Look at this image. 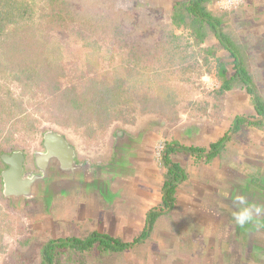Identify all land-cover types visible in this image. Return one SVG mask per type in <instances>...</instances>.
Returning <instances> with one entry per match:
<instances>
[{
  "label": "rangeland",
  "instance_id": "rangeland-1",
  "mask_svg": "<svg viewBox=\"0 0 264 264\" xmlns=\"http://www.w3.org/2000/svg\"><path fill=\"white\" fill-rule=\"evenodd\" d=\"M159 1L72 0L77 16L70 30H45L33 36L41 42L44 41L43 47L46 45L48 50L43 47L39 50V45L36 44V50L28 52L33 47V37L29 34L32 28L27 30L28 27H22L20 33H23L24 41L29 45L21 53L17 52L14 60L7 59L1 52L0 98L6 101L8 107L0 106V149L5 153H24L25 176L31 177L38 171L42 174L40 162L37 160L41 161V154L46 152L44 138L49 132L66 133L74 149L92 151L95 154L115 148L116 143L120 144L125 140V133L136 135L139 132H150L157 135L153 146L155 155L157 144L169 140L172 127L179 128L181 125L178 123L186 124L187 121L190 123L204 119L202 113L206 98L203 95L209 97L217 88L212 83V79L216 78V57H211V73L203 65V55H198L196 60L191 58L182 64L170 66L167 56L159 54L170 29L169 13L164 5H159ZM228 24L226 19L224 26L227 31L232 32ZM4 39L7 43L13 41L11 37L1 36L0 48L5 46L2 42ZM132 49L138 55L145 54L141 58L144 65L136 68L137 64L130 55ZM49 51H56L50 55V59L59 55V60L57 65H48L47 72L42 67L41 59L46 58ZM218 51L216 56L221 61H232L227 51ZM41 53L43 55L40 59ZM32 57L35 63L41 61V74L29 86L25 80L27 72H23V65L19 63L22 62L21 59L28 62ZM14 61L16 65H11ZM193 64L198 65L196 69L192 66L189 68ZM132 65H135V69L130 72ZM146 68L154 71L155 68H160L157 69L160 74L156 75L152 70L146 71ZM232 71L230 69V73ZM138 72L143 73L141 77ZM118 78L125 80L124 86L128 89L122 95V100L125 101L122 108L125 110L115 112L120 115L118 119H115L114 114L113 119L106 121L91 109L83 111L76 109L73 104L66 106L67 97H63L65 89L69 88L70 92H92L98 89L96 86L114 84ZM168 94L173 102H164L162 105L161 98L164 100ZM146 95L149 98L152 96L154 108L152 111L140 113V100ZM72 96L68 97L69 100ZM83 106L86 109L85 103ZM12 116L14 117L10 118ZM101 124L105 126L100 128L98 125ZM50 162L53 163L52 159ZM156 162L164 168L157 159ZM42 204L43 199L39 198L32 209H41ZM22 205V202L17 203L12 196L6 195L4 183L3 188L0 184V264H39L41 248L51 239L36 228H31L32 225L25 215L26 207L23 210ZM169 213L166 221L173 222L176 230L174 233L178 235L179 241L167 256L163 250L161 254H156L160 249L157 243L152 242L154 240H149L128 251L101 253L96 247L85 252L66 250L59 256V264H139L137 259L140 264H264V258L257 252L264 250L260 237L251 239L246 237V231L237 230L230 235L231 244L223 247L224 251L229 252L231 247H237L235 262L231 261L232 256L214 257L213 261L210 254L213 249L207 246L208 240L204 237L197 239V230H180L176 223L180 216L175 212ZM157 225L164 227V222ZM119 233V236L123 235L121 231ZM161 233L162 230L158 235L163 238ZM182 233L187 237L183 238ZM215 249L217 250L216 247ZM181 258L187 261H181Z\"/></svg>",
  "mask_w": 264,
  "mask_h": 264
},
{
  "label": "crops",
  "instance_id": "crops-1",
  "mask_svg": "<svg viewBox=\"0 0 264 264\" xmlns=\"http://www.w3.org/2000/svg\"><path fill=\"white\" fill-rule=\"evenodd\" d=\"M176 1H159L160 6L166 7L170 21ZM215 2H210L209 9L221 13ZM226 15L231 33L247 57L249 70L264 95V0H245L239 9ZM218 44L219 40L211 35L202 47H216ZM230 67L233 70V65ZM215 77L213 84L220 87L221 83ZM214 94L203 95L206 98L204 119L178 123L179 128L172 127V124L168 141L198 146L207 151L212 143L226 134L231 135L230 140L211 160L204 155L200 157L185 152L174 155L173 159L186 169L188 176L177 188L176 204L171 212L180 216L176 221L180 230H197V239L204 237L208 240L207 246L213 249L211 260L232 256L231 261L235 262L237 247H231V252L224 251L223 247L231 244L230 235L237 230L246 231V237L251 239L260 237L264 246V216L243 227L235 225L232 220V197L235 194L245 196L251 204L264 206V126L246 122L238 131L232 130L238 116L251 123L262 121L263 117L258 114L252 96L241 87H234L222 96ZM59 133L72 146L70 137ZM124 136L125 140L116 143L115 148L98 154L73 148L74 154H69L67 159L55 154L40 163L42 174L38 171L35 181L26 185L33 194L12 196L17 203L22 202L23 210L26 207L25 215L31 228L51 239L85 238L98 231L129 242L140 235L146 227L148 212L154 208L160 210L162 206L165 171L157 164L153 151L157 135L139 132L136 135L125 133ZM39 198L43 199L42 208L35 211L32 208ZM168 214L157 219L147 239L124 251L154 240L152 242L160 249L156 254H161V250L166 256L171 253L179 239L174 233L173 222L166 221ZM162 222L164 227L157 225ZM160 230L163 238L158 235ZM185 236L182 233V237ZM257 252L264 258V250Z\"/></svg>",
  "mask_w": 264,
  "mask_h": 264
},
{
  "label": "trees",
  "instance_id": "trees-1",
  "mask_svg": "<svg viewBox=\"0 0 264 264\" xmlns=\"http://www.w3.org/2000/svg\"><path fill=\"white\" fill-rule=\"evenodd\" d=\"M211 1L212 0L176 1L171 15V21L168 24L170 29H168L166 34L167 41H163V44L161 45L163 49L162 51H159V54L161 55L163 53L164 57L167 56L170 66L182 64L191 58H195L196 60L198 55H203V65L207 67L208 72L210 73L212 72L211 57H216V76L221 85L213 90V93L218 96H222L225 92L230 91L234 87H241L252 96L253 103L258 114L264 118V95H262L256 85L254 77L249 70L247 57L244 53H242V51H240V48L237 45V39L231 32L227 31L224 26L227 19L226 14L230 11H221V13H216L215 11L209 9ZM76 16L77 12L74 9L72 0H0V37H11L13 39V41L9 43H7L5 39L2 41L5 46L0 48V54L2 52L4 53L3 55L8 57L7 59L14 60V56H16L15 54L17 52L21 53L24 50L23 48L29 45L25 43V37H23V33H20V28L28 27L27 30L32 28L29 32L32 37L35 36V34L37 35L39 33H43L45 30L47 32L54 30H70L73 22L76 20ZM116 30H118V26ZM178 30H181V32L179 33ZM18 35L21 37L17 38ZM211 35H214L219 40L218 47H202L203 43H205ZM36 44L39 45V50H41L45 42H41L38 38L33 37V47L31 46L27 51L33 52L36 50ZM43 48H46L47 50L49 49L46 45ZM218 49L228 50L230 52V57H232V61H230V63L221 61L220 57L216 56ZM54 52H47L48 56H46V58L44 57V59H41L43 53L39 55L41 61L43 62L42 67H44L47 72L48 65H57L56 62L59 60V55H56V57L54 56L55 59L54 57L50 59V55ZM34 55H36V52ZM130 55L137 64L136 68L138 65H144L145 62L141 59L142 56L145 55L144 53L142 55H138V53L134 52L132 49ZM33 57L30 58L28 62L21 59L22 62L19 63L20 65H23V72H27L25 80L28 85L36 79L37 75L41 74V66L39 65L41 61L35 63ZM16 61H14L11 65H16ZM159 61L160 60H158V62ZM229 64L233 65L232 73H230ZM26 65L31 66L28 67ZM132 66L133 67L130 68V72L135 69V65ZM191 66L196 69V66L198 65H189V68ZM160 68H155V71L154 69L146 68V71L152 70V72L156 74L160 72L157 70ZM142 74V72H138L139 77H141ZM17 80L20 81V78L17 77ZM124 82L125 80L118 78L114 84H100V86H96L98 89L96 91L93 90L92 92L84 90L83 93H79L77 91L75 92V90H71L70 92L69 88L65 89V91H63V97H67L65 104L66 106H68V104H73L76 109L83 111L91 109L93 113L99 115L104 120L109 121L114 118L113 115L115 112L120 113L125 110L122 108V105L125 102L122 100V95L128 89L124 86ZM57 88L60 87H56V89ZM70 95L73 96L69 100L68 97ZM80 96H82V98ZM169 96V94L165 95L164 100L161 98L162 102H160L162 105L164 102L166 104L173 102ZM148 98L149 95H146L144 99L140 100V113L147 112L149 110L152 111L154 108L153 101L151 99L152 96H150L149 99ZM12 100H14V98H12ZM84 103L86 109L83 106ZM0 106L5 108L8 107V105H6V101L1 98ZM116 114L115 119H118L120 115L118 116ZM13 117L14 116L10 118ZM246 122L254 124L258 127L264 126V119L259 122L256 121L251 123L247 118L238 116L234 121V128L232 131H238L241 124ZM98 126L103 128L105 125L101 124ZM230 137V134H226L220 140L212 143L210 145V149L207 151L205 148L194 145L186 146L178 141L166 142V147L162 155V165L166 169L164 173V183L162 186V206L160 210L154 208L148 212L145 229L140 235L135 237L133 241H123L118 237L111 236L107 233H100L98 231L92 232L85 238L68 237L50 239L41 248V260L39 264H59V256L66 250L85 252L96 247L101 251V253H111L124 251L138 243H141L149 237L157 219L174 209L176 204L177 188L186 180L188 176L186 169L179 162H176L173 159L174 155L177 152H185L192 153L200 157L204 155L207 160H211L225 149L226 143L230 140ZM4 153L3 149H0V184L2 188L4 183L2 173L8 167L2 158ZM1 248L2 245H0V249Z\"/></svg>",
  "mask_w": 264,
  "mask_h": 264
},
{
  "label": "water",
  "instance_id": "water-1",
  "mask_svg": "<svg viewBox=\"0 0 264 264\" xmlns=\"http://www.w3.org/2000/svg\"><path fill=\"white\" fill-rule=\"evenodd\" d=\"M44 146L46 152L41 154V161L37 160L41 164H43L47 159L54 157L55 154L65 159L69 157V154H74L73 147L68 144L66 137L60 133H47L44 138ZM2 158L8 165V167L2 173L5 194L8 196H13L16 194H21L24 196L31 195L32 191L29 188H26V185L32 184L37 177L36 175L29 177L23 174L25 160L24 153L22 151L4 153Z\"/></svg>",
  "mask_w": 264,
  "mask_h": 264
},
{
  "label": "clouds",
  "instance_id": "clouds-1",
  "mask_svg": "<svg viewBox=\"0 0 264 264\" xmlns=\"http://www.w3.org/2000/svg\"><path fill=\"white\" fill-rule=\"evenodd\" d=\"M232 202L234 205L232 220L237 226L243 227L254 222L256 218L264 216V206L249 203L241 194L233 195Z\"/></svg>",
  "mask_w": 264,
  "mask_h": 264
},
{
  "label": "built area",
  "instance_id": "built-area-1",
  "mask_svg": "<svg viewBox=\"0 0 264 264\" xmlns=\"http://www.w3.org/2000/svg\"><path fill=\"white\" fill-rule=\"evenodd\" d=\"M244 2L245 0H216L215 5L220 11H235L239 9ZM165 147L166 141H161L157 144L155 149V157L160 164H162V155Z\"/></svg>",
  "mask_w": 264,
  "mask_h": 264
}]
</instances>
